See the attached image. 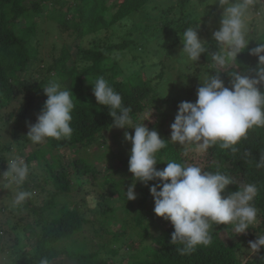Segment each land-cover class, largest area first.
Wrapping results in <instances>:
<instances>
[{
    "label": "trees",
    "instance_id": "16d2710c",
    "mask_svg": "<svg viewBox=\"0 0 264 264\" xmlns=\"http://www.w3.org/2000/svg\"><path fill=\"white\" fill-rule=\"evenodd\" d=\"M154 0H118L112 3L110 0H33L26 4V0H0V169L3 173L7 170V162L13 158V150L22 157L29 166V173L22 185L16 188L17 191L31 193L21 204L9 202L5 208L8 213H22L31 211L34 226L29 222L18 218V222H24L23 227L33 232L34 243L24 249L19 248L21 239L15 234V243L6 247L3 238L6 231L0 228V253L8 256L5 258L10 264H40V260L46 257L50 264L56 259L67 260L64 264H113V258L119 255V248L112 246L114 243L123 242L124 254L128 255V264H264V248L253 255L250 253L246 260L240 259V246L229 242L226 237H243L232 231L231 225H219L212 229L210 234L212 242L208 246H198L194 251L181 253L184 246L180 243H171V234L174 231L170 222L161 218L165 224L164 228L156 234L148 233L145 218L133 210L131 200L126 196L120 197L122 202L115 207L101 205L102 224L109 225L112 219H117L118 212L130 215L134 228L144 233V239L151 240L150 245L145 242L136 244L128 240L121 228L113 232V238L105 242L101 250L89 251L87 244L78 243L73 236L82 231L88 220L81 210L75 207L62 206L58 208L56 197L63 191L70 192L74 185L79 188L88 181L87 174L92 172L93 164L82 157L70 158L71 155L64 154V151L74 148V155L86 149H93L100 146V140L112 128V118L108 115L109 109L96 103L92 88L98 77L103 76L111 87L122 96L123 105L130 107L133 124L146 121L143 115L150 114L152 109V122L148 123L149 130L155 129L160 137L169 141L166 133V126L171 123V115L177 113L178 105L181 102H195L197 89L204 82L207 75L214 76L215 72L220 73L226 87H230L231 72L240 74H252L258 64L255 56L249 55V50L264 42V26L258 33L255 30L250 34V41L247 48L237 56V62H231L224 69L218 68L211 58V54L218 50L216 43L208 39L205 42L208 52L202 54L197 62L188 63L185 72H177L174 76L173 91L167 94H160L157 85L162 80L167 67H173V62L165 54L150 53L148 49L143 55L148 59H154L158 55L159 61L153 65L159 66L157 74L153 78H147L142 73L143 65L130 68L120 66V61L127 52L140 49L145 51L146 39H129L127 35L116 36L112 32V26L130 18L139 20V16L148 12V7ZM161 11V19L158 24L150 30L152 34L159 32L164 35L175 27L178 34L188 27H198L200 21L187 13V6L191 0H171ZM47 4V6H46ZM256 6L255 15L264 16V10H258ZM260 14L257 15L256 13ZM137 17V18H136ZM47 26L50 36L60 40L53 41L49 53H58L51 56L50 61L45 58L44 42L39 38L43 34L38 29L37 22ZM22 23V24H20ZM264 24V17L262 19ZM261 23V24H262ZM20 24V25H19ZM251 24V23H250ZM200 25L197 29L199 38L202 35ZM180 36L176 37L173 45L179 42ZM201 39V38H200ZM70 48L74 50L71 53ZM264 55V53H262ZM132 60L137 63V55ZM44 72L45 75L38 82L29 83L30 75ZM54 72L57 75L58 83L62 89L72 91L74 109L71 113L73 119L71 127L73 132L69 138L60 140L47 139L42 144H35L34 148L27 151L31 140L27 138V123L34 124L36 117L33 113L40 107L37 106L38 93L49 83L48 75ZM118 73L122 79L118 80L115 74ZM126 73V75L124 74ZM69 80L68 86L63 85L64 79ZM35 83V84H34ZM264 90V89H262ZM22 100V101H21ZM7 107L6 114L1 110ZM97 146V147H98ZM237 151L221 149L218 145L209 149L206 153H200L192 146L182 147L169 143L166 148L157 153V169L166 167V163L175 161L178 163H195L205 171H220L230 175L236 185H229L225 194L237 191L240 183H254L258 188V194L253 204L258 211V224L253 231L264 234V168H257L256 163L259 157L264 155V127H255L248 131L247 137L236 145ZM123 157L118 159L120 168H128L129 152L131 144L127 142L123 146ZM111 151L110 149H108ZM102 153L110 154L111 152ZM95 153L96 150H93ZM97 153L100 155L99 149ZM186 153V154H185ZM249 153V155H245ZM70 158V159H69ZM102 157L99 156V159ZM62 159L64 162H62ZM46 165L49 172L43 179H38L32 172L34 163ZM119 169V168H118ZM2 171L0 175H2ZM86 180V181H85ZM101 185L110 184L121 195L122 180H115L111 176H104ZM2 181V180H1ZM3 185L7 181H2ZM53 184V192L48 193L45 184ZM159 183L150 181L145 186L141 184L139 190L141 199L138 203L143 204L152 201L149 188ZM12 185V184H11ZM14 185V184H13ZM34 190L39 191L34 196ZM96 190V189H95ZM123 190V189H122ZM159 190V189H158ZM45 193L42 203L36 206V199ZM14 201V200H13ZM50 212L52 215L47 218ZM134 214H133V213ZM26 217L30 214H24ZM152 216L157 217L154 212ZM160 218V217H159ZM127 220V219H126ZM124 225L128 226V222ZM9 230L17 231L20 224L10 225L9 219L5 222ZM131 226V224H130ZM226 231L224 238L220 231ZM109 232V231H107ZM120 232V233H119ZM246 234V233H245ZM246 242H249L252 235H246ZM234 238V239H235ZM127 242V244H126ZM245 242V245H247ZM248 246V245H247ZM139 252L140 254H138ZM141 252L142 255L141 256ZM129 261V262H128ZM63 264V263H60Z\"/></svg>",
    "mask_w": 264,
    "mask_h": 264
},
{
    "label": "clouds",
    "instance_id": "9594fccd",
    "mask_svg": "<svg viewBox=\"0 0 264 264\" xmlns=\"http://www.w3.org/2000/svg\"><path fill=\"white\" fill-rule=\"evenodd\" d=\"M217 4L223 12L220 27L212 34L218 50L211 54V58L218 68L224 69L231 62H237L238 54L247 48L253 12L257 5L264 10V3L262 0H217ZM199 26L185 29L180 39L183 45L181 53L194 63L208 52L207 43L198 36ZM262 53L264 42L249 50V55L258 59L256 68L250 70L252 74L231 72L230 87L225 86L220 73L207 75L197 89L196 101H184L178 105L174 122L170 125L169 141L163 140L155 129L149 130L143 123L133 124L130 115L132 109L123 105L122 96L103 76L98 77L93 84L95 101L109 109L112 127L134 129L133 135L124 133L125 141L131 144L128 171L133 177V183L124 192L126 199H136V181L145 186L150 181H159L149 188L154 214L171 223L174 228L171 243L182 244L181 253L210 245V232L214 225H231L237 235L245 234L257 222L259 210L253 201L258 188L254 183H240L237 191L225 194L229 185L237 184L230 175L220 171H205L198 164L188 162L170 161L163 169H157V153L169 143L192 146L200 153H206L216 145L236 152V145L247 137L250 129L264 127ZM43 92L47 99L36 122L27 123V138L34 144H42L49 138H69L73 132L70 125L75 107L72 91L62 89L56 81H50L43 87ZM151 114L152 109L143 121L150 120ZM256 167L264 168V155L259 157ZM28 173L29 166L25 160L16 156L7 162V170L0 175V179L20 186ZM30 196V192L17 191L14 203L21 204ZM262 248L264 234H257L254 241H249L248 250L255 255ZM40 264L50 262L44 257Z\"/></svg>",
    "mask_w": 264,
    "mask_h": 264
},
{
    "label": "rangeland",
    "instance_id": "374dc122",
    "mask_svg": "<svg viewBox=\"0 0 264 264\" xmlns=\"http://www.w3.org/2000/svg\"><path fill=\"white\" fill-rule=\"evenodd\" d=\"M33 0H26V4L31 3ZM112 3H116L118 0H110ZM172 1L171 0H154L152 5L148 7V12L141 14L139 16V20H130V18L121 21L119 24H115L112 26V32L116 36H125L129 37V39H136L140 40L138 37H142L143 39L147 38V41L145 42V51L143 52L138 49V50H132L127 52L125 54V57L120 61V66L123 68H130V63L134 65V67H138L139 65H143L144 67L142 68V73L143 75L145 74L147 78H153L154 75L157 74L158 67L153 64L157 63L159 61L158 55L154 59H148L145 57L143 54L147 52L148 49L150 50V53H157V54H165L166 51L170 52L171 54H168V59H170L171 62H173V67H167V71H165V74L162 78V80L159 82L157 85V89L160 94H167L169 92L173 91V86L177 87L174 83V76L176 75L177 72H185L187 68V62L193 63L190 61L185 54L181 53L183 45L180 41L182 40V36L178 34V29L173 27L171 30H169L166 35L163 36L162 33L156 32L155 34H152L151 28L158 24V21L161 19V11L165 9L168 5H171ZM190 5L187 6L185 9H187V13H191L194 18H197L200 21V25L202 26V35L201 39L206 41L208 39L213 40L212 34L214 31L218 30L220 27V21H221V16L223 9L219 7L217 4V0H191L189 3ZM47 6V4H46ZM258 10H261V6H258ZM263 15L261 17H257L255 15V11L253 12L252 19L250 21V28H251V33L255 30V27L253 24H255L256 31L260 33L262 31V28L264 24L262 23ZM137 18V17H136ZM262 23V24H261ZM22 24V23H20ZM19 24V25H20ZM38 29L43 32V34L39 35V38L42 42H44V56L46 61L52 62L50 60L51 56H57L58 53H49L50 46L52 45L51 43L53 41H60L56 39L54 36H50V33H44L48 30L47 26L41 22H37ZM179 42L176 45H173L174 40L176 37H179ZM250 39V36H249ZM214 41V40H213ZM57 42V43H58ZM215 42V41H214ZM216 43V42H215ZM217 45V43H216ZM71 53L74 54V50L70 48ZM137 55L138 62L134 64V61L132 60V56ZM179 69V70H178ZM126 75V73H124ZM45 73L44 72H37L30 77L29 83L31 82H38L40 79L44 77ZM115 76L118 77V80L122 79L121 76H119L118 73L115 74ZM50 81H56L58 82L57 75L52 72V75H48ZM49 81V82H50ZM35 84V83H34ZM69 80L67 78L64 79L63 85L68 86ZM62 88V87H61ZM43 89V88H42ZM38 102L37 106L39 107L44 105L45 100L47 97L44 95L43 90L41 93H38ZM40 107V109H42ZM8 110L7 107L3 108L1 112L3 114H6V111ZM41 110L39 108L33 113V116L37 117L39 115ZM147 113L143 115L144 119L147 118ZM175 114L171 115V123H169L165 130L170 138V125L174 122ZM152 119L150 117V120H146L144 122V125H147L148 123H151ZM128 132L130 135L134 134V129L127 128V129H118V128H112L107 134H104V136L100 140V146L96 145L92 149H86L84 151H81L79 153H76L74 155V148L71 150H66L64 151V154H69L71 155L70 158L76 157H82L83 159L89 161L90 163L92 162L93 164V170L92 172H89L87 174L88 176V181L84 182L83 185L79 188L76 187L75 182H73L74 179H72L71 185H74L71 189V191L68 193L66 191H63L60 195L56 197V204L58 208H61L62 206H69V207H75L83 213L84 217L88 220L87 224L82 228V231L79 232L78 234L73 236V239H76L78 243L82 244H87V247L89 248V251H96V250H101L105 242L111 241V238H113L114 235L113 232L118 231V229L121 228L122 232L123 230L125 231L124 235L128 240H133L136 244L140 243V241L143 243L145 242V245L151 244V240L147 237L144 239V233L137 229L134 228L133 222L130 220V215H124L121 211L118 212V217L117 219H112L109 222V225L102 224V217H101V205H107L109 207H115L117 205H120L122 202L121 198L122 196L125 195L124 192L127 191L128 187L130 184L133 183V177L132 174L128 171V168H120L121 164L118 162V159L123 157L122 150L123 146L127 143L124 139V133ZM34 143L31 141V143L27 146V151H30L32 148H34ZM98 146V147H97ZM184 148L190 147V146H182ZM99 149L100 155L97 153V150ZM110 149L111 151H109ZM93 150H96L94 153ZM111 152L110 154H104L102 153H107ZM19 156V154L16 151V148L13 150V157ZM99 156L102 157L99 159ZM20 157V156H19ZM69 158V159H70ZM66 160V159H64ZM62 159V162H64ZM32 172L37 176L38 179H42L41 183L43 184V179L45 178L44 176L48 174L49 172L46 170V165L42 162L41 165L34 163L32 165ZM119 168V169H118ZM2 169H0V172ZM5 172V171H4ZM3 173V171H2ZM104 176H111L115 180H122V188H121V195L118 194V192L115 190V188L110 185V184H103L101 185V181L98 179L102 180ZM3 179H0V228H3L6 231V234L4 236V244L6 247L12 246L15 243V234H19L18 237L21 239L20 245H17L19 248L24 249L26 247H30L34 243V235L33 232H31L29 229H25L23 227L24 220L32 224L34 226V223L32 221V218H30L33 214L31 211H24L22 213H8L6 205L9 202H14L15 200V195L17 193L16 188L18 187L17 185H11L9 183L3 185ZM142 183L139 181L135 182V188L134 192L136 194V199L131 200L132 205H133V210L137 213H140L142 216L145 218V227L146 231L150 234H156L159 233L161 229L164 228L165 224L163 220L159 217L152 216V212H154V202L148 201L146 203L140 204L138 203L139 200L141 199L142 195L139 190V186ZM47 190L48 193L53 192V184L52 183H47L44 186ZM96 189V190H95ZM123 189V190H122ZM34 196H37L39 194V191L34 190ZM45 193H42V195L35 197L36 199V206L40 205L42 203V198L45 196ZM91 198V199H90ZM93 201H94V206H93ZM48 213V212H47ZM133 213V212H132ZM24 214H30V216L26 217ZM134 214V213H133ZM47 218H49L52 214L49 212L47 214ZM20 222H18V218H20ZM10 225L12 226L14 224H20L19 229L17 231H12L9 230L5 222L8 221ZM127 219V220H126ZM128 222V226L124 225V221ZM131 224V226H130ZM258 224V219L257 222L253 225L250 226V229L246 231V234H243V237L237 236L235 237H226L227 232L222 230L220 231L221 235L223 237H226V240L229 242H234L240 246V249L242 251H239V256L240 259L246 260L248 256L250 255V250H248V243L246 242V235H252V238L250 241H254L257 238V234H259L256 231H253L254 227L257 226ZM219 225H214L213 229H216ZM120 227V228H118ZM109 231V232H107ZM119 232V233H120ZM233 232V231H230ZM112 233V234H111ZM235 238V239H234ZM245 242L247 245H245ZM127 244V242H126ZM115 248H119V255L115 258H113L112 263L113 264H128L127 262V257L128 255L124 254L123 250L125 249L124 243L123 242H118L112 244ZM125 251V250H124ZM250 252V253H249ZM140 254L139 252H137ZM8 255L5 253H0V264H10L5 258ZM141 256L142 252H141ZM65 258L61 259H56L54 260L51 264H60V263H65L67 260L64 261ZM129 262V261H128Z\"/></svg>",
    "mask_w": 264,
    "mask_h": 264
},
{
    "label": "water",
    "instance_id": "95a60500",
    "mask_svg": "<svg viewBox=\"0 0 264 264\" xmlns=\"http://www.w3.org/2000/svg\"><path fill=\"white\" fill-rule=\"evenodd\" d=\"M262 3H264V0H262Z\"/></svg>",
    "mask_w": 264,
    "mask_h": 264
}]
</instances>
